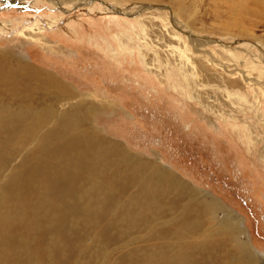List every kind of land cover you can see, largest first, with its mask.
Masks as SVG:
<instances>
[{
    "label": "rangeland",
    "instance_id": "rangeland-1",
    "mask_svg": "<svg viewBox=\"0 0 264 264\" xmlns=\"http://www.w3.org/2000/svg\"><path fill=\"white\" fill-rule=\"evenodd\" d=\"M3 61L65 95L23 98L0 70L12 238L49 241L52 264H163L189 248V264H237L240 242L264 264V0H0ZM71 144L92 170L54 160L75 159ZM31 170L40 182L15 185L17 204L9 178ZM227 216L235 229L218 234Z\"/></svg>",
    "mask_w": 264,
    "mask_h": 264
},
{
    "label": "bare ground",
    "instance_id": "bare-ground-1",
    "mask_svg": "<svg viewBox=\"0 0 264 264\" xmlns=\"http://www.w3.org/2000/svg\"><path fill=\"white\" fill-rule=\"evenodd\" d=\"M16 63V62H15ZM13 65V63H10V62H4L1 63L2 66L0 68V70L3 68V73L5 72V67H7V74L4 75V76H7V75H11L13 78H14V81L18 82L19 83V94L21 96H23V98H29V96H34L35 94H37V91H46L48 92L45 99H48L51 95H52V90L50 87H47L48 84H49V79L43 75H41L40 73H37L36 71H34L32 68L30 67H27L26 65H22V64H19V65ZM5 66V67H4ZM41 75V76H40ZM55 81H53V84H52V87L53 89H56V90H59L60 89V85L58 83L55 84ZM9 86V85H8ZM64 89V87L61 86V89L60 91ZM9 90V89H8ZM14 90H18V89H14ZM13 91V90H12ZM13 93H15L13 91ZM53 93L57 96H51V97H54V99L56 100H59V99H64L65 98V95L60 98V96H58V94H56L54 91ZM12 94V92L10 93ZM50 100V99H49ZM73 109L75 108H80L79 105H76V106H73L72 107ZM55 110V109H54ZM45 116L48 115V110H46L45 112ZM77 118V117H76ZM70 120V119H69ZM73 121V119H71V122ZM44 122V121H42ZM69 124V122H68ZM1 129V128H0ZM63 146V145H62ZM98 146V145H96ZM67 147V146H66ZM95 148V147H94ZM67 153L70 155V157L72 156H75V159L74 158H70V159H63V156L65 155L66 156V150H63L62 153L64 154L63 156L60 155L61 159L60 158H56L55 157V161L57 163H60L62 162V164L64 163L65 165V168L67 167V163H68V167H74L75 169H82V170H92V168L89 166L90 165V162L91 160L89 161L88 159L84 160V158H77L76 159V156L77 155H83V152H84V149H83V146L81 147H76L75 145H70V147L67 148ZM8 150V149H7ZM20 150V149H18ZM3 147L0 146V156H2V153H3ZM40 151V150H39ZM16 152V151H15ZM18 152V151H17ZM40 153V152H39ZM56 151L54 150L53 152V155L56 156ZM58 153V152H57ZM99 153V151H98ZM8 154V153H7ZM22 154V153H21ZM100 154V153H99ZM12 155V154H11ZM44 155V154H43ZM59 155V154H57ZM95 155H98L97 154V150L95 152ZM125 155V154H124ZM10 156V155H9ZM14 156V155H13ZM7 157V156H6ZM18 157V156H17ZM119 157H121L119 155ZM10 158H12L10 156ZM6 159V158H5ZM127 159V158H126ZM7 160V159H6ZM6 160H0V174L3 173L4 169L10 165V163H7ZM3 161V162H2ZM14 161V160H13ZM41 161V160H40ZM9 162V161H8ZM35 162V161H34ZM93 162V161H92ZM126 163H129V161H124ZM36 163H38L36 161ZM41 164V163H40ZM43 165V164H42ZM46 165V164H45ZM123 165V163H122ZM37 166L39 167V165L36 164V167L32 168L33 170H35L37 168ZM120 167H123V166H120ZM137 168V167H136ZM39 168H37L38 170ZM44 166L41 167V169H39L40 171L37 172L36 174H39V173H42L44 170ZM67 171H69V168H66ZM147 169V168H146ZM33 170L29 171L28 175L25 179L26 181H24V179H22L21 177L17 178L16 176H14L13 178H9V183H11L12 188H13V192H12V188H9L11 190V198L13 196V200L16 201V203L18 204V201H19V194L18 192H16V188H15V185H21V186H26L28 188H31L32 189H35V187H37V185L39 184V179H33L31 177V175L33 174ZM65 170V169H63ZM136 170V169H135ZM138 170V169H137ZM150 170H152L150 168ZM118 171V170H117ZM121 171V170H120ZM12 172V171H11ZM140 172V171H139ZM152 174H153V177L155 178H158V182L163 180L164 181V184L169 188L170 185L174 184L176 182V180L174 179V177L166 172H162V171H158V169H154L151 171ZM150 172V174H151ZM60 173V171H59ZM63 174H59V175H64V172H61ZM17 175V173H15ZM149 174V173H147ZM14 175V174H13ZM11 176V175H10ZM8 177V176H7ZM114 182V181H113ZM154 182V181H153ZM19 185V186H20ZM156 185V183H155ZM65 186V185H64ZM63 186V187H64ZM165 186V187H166ZM44 187V185H43ZM61 187V188H63ZM156 187V186H155ZM4 189V188H3ZM8 189V188H7ZM76 189V188H75ZM78 189V188H77ZM37 190V189H36ZM62 190V189H61ZM68 190V189H67ZM79 190V189H78ZM29 191H31L29 189ZM41 191V190H39ZM63 191V190H62ZM16 192V193H15ZM69 192V190H68ZM67 192V193H68ZM4 193V192H3ZM28 193V192H27ZM44 193V192H43ZM60 194V193H59ZM58 194V195H59ZM4 195V194H3ZM61 195V194H60ZM6 196V195H5ZM10 197V196H9ZM29 198V196H27ZM57 198V197H56ZM6 199V197H5ZM8 199V198H7ZM58 199V198H57ZM23 200V199H22ZM28 200V199H27ZM42 200V199H40ZM22 202V201H21ZM53 202V201H52ZM56 202V201H55ZM207 202V201H206ZM6 203V202H5ZM20 203V201H19ZM57 203V202H56ZM55 203V204H56ZM24 203H22L23 205ZM39 204V203H38ZM66 204V202H65ZM3 205V204H2ZM0 204V252L2 253L3 251V254L0 255L2 261L4 262V264H52V255H51V244L49 243V241L47 240H43V243H42V246L40 247V250L36 249L34 247V243H31L30 240L26 239L25 240H28V241H25V240H21L23 238H20L18 235L17 236H13V238L11 237V235H13V232L12 230L14 228L12 227H17V225H15V223L20 220V218L18 217L17 215V211H14L13 215L9 216V213L8 211L10 210H5V208H3ZM21 205V206H22ZM54 205V204H53ZM69 205V204H68ZM62 206V205H61ZM213 206H215V204H210V202L208 201L205 205H203V208H205V210L209 211V213H211L214 209H213ZM5 207V206H4ZM11 207V206H10ZM60 208V207H59ZM64 211L66 210L65 207H63ZM67 208V207H66ZM7 209V208H6ZM15 209V208H14ZM213 209V210H212ZM17 210V209H16ZM21 210V209H20ZM60 210V209H58ZM61 211V212H64V211ZM75 210V209H74ZM71 211V210H70ZM206 211V212H207ZM215 211V210H214ZM213 211V212H214ZM11 212V210H10ZM66 212V211H65ZM69 212V211H68ZM67 212V213H68ZM72 212V211H71ZM8 213V214H7ZM23 213V212H22ZM39 210L37 211L36 214H39ZM58 213V212H57ZM66 213V214H67ZM12 214V213H11ZM70 214V213H69ZM26 215V214H25ZM61 215V214H60ZM64 215V214H63ZM65 216V215H64ZM67 216V215H66ZM66 216H65V221L66 220ZM59 218V217H58ZM62 218V216H61ZM60 218V219H61ZM74 218V217H73ZM63 219V218H62ZM52 220V219H51ZM10 222L11 225L7 222ZM61 221V220H60ZM192 221V220H191ZM197 222H199L197 219H196ZM24 222V221H23ZM63 222V220H62ZM72 222V221H70ZM61 223V222H60ZM193 223V222H192ZM58 225V224H57ZM71 225V224H70ZM234 222L230 219V217H225L224 219H222L221 221V226H218L219 227V231L217 232L218 234H221L223 235V233L225 232V229H235L232 228L234 226ZM62 226V225H61ZM188 227H195L196 230H194V228L192 230H190V228ZM188 227H186L185 229L182 228V235L183 234H186L187 232H190L192 234H201L202 233V230L200 228L199 225L197 224H189ZM34 229H36V226H33ZM38 228V227H37ZM200 228V229H199ZM192 231V232H191ZM35 232V231H34ZM18 233V232H17ZM178 233V232H177ZM234 233V236H235V231H233ZM23 234V233H22ZM28 234V233H27ZM16 235V234H14ZM21 235V234H20ZM206 235V234H205ZM217 235V234H216ZM225 235V234H224ZM212 235L209 234V236L207 237H211ZM230 237H232L230 235ZM236 238V237H235ZM240 242V240H239ZM207 244V243H205ZM204 243H202V247L205 246ZM37 246V245H36ZM224 246V245H223ZM237 247V245H236ZM183 248V247H182ZM223 248V247H222ZM227 248V247H226ZM204 249V248H203ZM206 249V248H205ZM204 249V250H205ZM33 251H37L40 253V255H37V254H34ZM41 251V252H40ZM181 251V250H180ZM184 251V250H182ZM226 251V250H225ZM195 252V248H189L187 249L184 253H178L176 252V254H174L173 256L172 255H169L167 254V256H165V259L162 260L163 264H189V262L192 261V258L194 257V254ZM225 253V252H224ZM232 253V252H231ZM232 258H235L236 259V262L237 264H256V257L254 254H252L251 250L248 249L247 245L244 243V242H240L238 247L236 248L235 250V253L231 254L229 257ZM222 257V256H221ZM226 258V257H225ZM230 259V258H229ZM56 261V260H55ZM194 263V260L192 261ZM220 262V261H219ZM221 263V262H220ZM219 264V263H218ZM224 264H233L231 263V260L230 261H226Z\"/></svg>",
    "mask_w": 264,
    "mask_h": 264
}]
</instances>
